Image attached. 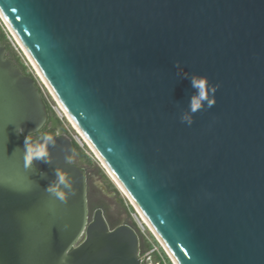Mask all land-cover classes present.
I'll use <instances>...</instances> for the list:
<instances>
[{
  "label": "water",
  "instance_id": "95a60500",
  "mask_svg": "<svg viewBox=\"0 0 264 264\" xmlns=\"http://www.w3.org/2000/svg\"><path fill=\"white\" fill-rule=\"evenodd\" d=\"M0 13L172 264H264V0H0ZM194 77L216 87L195 112ZM47 118L0 40V264H140L133 225L89 216L69 135L26 163Z\"/></svg>",
  "mask_w": 264,
  "mask_h": 264
},
{
  "label": "rangeland",
  "instance_id": "374dc122",
  "mask_svg": "<svg viewBox=\"0 0 264 264\" xmlns=\"http://www.w3.org/2000/svg\"><path fill=\"white\" fill-rule=\"evenodd\" d=\"M0 23L2 24V26L6 29V31L9 33L7 27L5 26V24L3 23V21L0 18ZM10 34V33H9ZM11 36V35H10ZM12 37V36H11ZM18 49L20 50V48L18 47ZM22 57L24 58V60L26 61V64L28 65V67H30V69L32 70V72L34 73V69L31 66V64L29 63V61L27 60V58L25 57L24 53L20 50ZM41 79V78H40ZM46 91V90H45ZM49 95L47 93V91L45 93H43V95ZM52 98H50V104H51V108H52V114L57 116V120L56 118L51 119V121L49 122V126H53L57 132H65L67 135H69L70 137L73 138V134H75L70 122H68L67 117L63 118L60 116V114L57 112V110L54 108V106H58V104H55L53 100H51ZM62 113V111H61ZM56 120V121H55ZM57 122V123H56ZM72 131V132H71ZM76 134L78 135L77 131ZM80 146V144H79ZM81 149H83V151L85 152V154L91 159L92 164H90L86 158H84L83 156L79 155L77 153V158L76 161L81 164L89 173L88 174V189L90 190L91 194H95V196L97 198H101V202H105L106 204L104 205V209H105V215L107 216L108 220L111 223H114L116 219H111L110 217V212H115V213H121V218L120 220L123 221L125 218H129L130 221L132 222L134 219L132 218V215L128 212L127 209V205L126 202L129 203L128 199L125 197V195L122 193V191L118 188V186L115 185L113 179L110 177V175L107 173L106 169L101 165L100 161L97 159V157L91 153L90 154V149L85 150V148H83L84 146H80ZM88 147V146H87ZM91 156H93L94 158H91ZM102 171V172H101ZM99 175V179L98 181L104 182L105 184H107L108 186L106 187L107 191H109L110 193H107L105 190L101 191L102 189H100V186L97 185L94 176L95 175ZM113 183V185H115L116 190L111 188V186L109 185V183ZM108 207H110V209H108ZM117 217V216H115ZM134 223V221L132 222ZM145 235L148 236L147 232H144ZM143 235V234H142ZM149 238V236H148ZM150 239V238H149ZM142 241L145 243V236H142ZM154 253L157 252H153L151 253L152 255H154Z\"/></svg>",
  "mask_w": 264,
  "mask_h": 264
},
{
  "label": "clouds",
  "instance_id": "9594fccd",
  "mask_svg": "<svg viewBox=\"0 0 264 264\" xmlns=\"http://www.w3.org/2000/svg\"><path fill=\"white\" fill-rule=\"evenodd\" d=\"M192 86L199 90V96L197 98H193V102L191 104V110L193 112L197 111L201 107V102L204 100L208 101V106L212 107L215 104L214 93L216 91V87H209L208 81L205 77L192 79ZM209 93H211V98H209ZM189 124H191L190 117H184ZM17 135L23 134V129L21 128L19 131H16ZM53 141V137L51 135H45L40 140L33 142L29 136L25 137V160L26 163L30 164L34 159H42L47 162L48 156V145ZM57 178L59 184H64L66 187H70V185L66 184L64 174L59 170L57 171ZM48 192L54 194L61 201L66 200V195L63 191L59 190V185H49L46 189Z\"/></svg>",
  "mask_w": 264,
  "mask_h": 264
},
{
  "label": "trees",
  "instance_id": "16d2710c",
  "mask_svg": "<svg viewBox=\"0 0 264 264\" xmlns=\"http://www.w3.org/2000/svg\"><path fill=\"white\" fill-rule=\"evenodd\" d=\"M8 35H9V33L6 31V29L0 23V40H1V43L6 48L7 57H9L15 63V65L22 71L23 74L33 76L34 79L36 80L37 85H38L36 76L34 75L32 70L30 69V67H28V65L26 64V61L22 57L20 50L15 49L14 46L11 44V42L8 38ZM39 89H40L41 95L43 97V101L46 105V109H47V112L49 115L48 119L51 120L53 117V118H56V120H57V116L52 114V108H51V104H50V96L45 95V94L43 95V91H44L43 87H41V88L39 87ZM55 132H56V129L54 127L47 128V123H46L44 125V127H42V129H41V137H43L45 135H53ZM71 140H72V144H73V150L75 152H77L79 155L86 158V160L90 164H92L91 159L85 154V152L83 151V149H81L79 144L72 137H71ZM83 148H85V150L88 149L86 145H84ZM91 158H94V157L91 156ZM109 185L111 186V188L116 190V187H115V185H113V183L110 182ZM126 205H127V209H128L129 213L134 211L133 207L129 203L126 202ZM149 236H150V239H149L150 241L146 243L147 249L151 248L152 246L158 247V252L154 253V257L157 260H159L162 264H172L171 261L169 260V258L167 257V255L165 254V252L163 251V249L160 247V245L156 241V239L152 235H149Z\"/></svg>",
  "mask_w": 264,
  "mask_h": 264
},
{
  "label": "flooded vegetation",
  "instance_id": "af4514ba",
  "mask_svg": "<svg viewBox=\"0 0 264 264\" xmlns=\"http://www.w3.org/2000/svg\"><path fill=\"white\" fill-rule=\"evenodd\" d=\"M48 118H49V115H48ZM47 118V121H46V123H47V128H51V127H53V126H49V122L51 121V120H49ZM45 123V124H46ZM44 124V125H45ZM44 125H43V127H44ZM41 129L42 128H40V130H38L37 132H35V133H33V134H31V135H29V137L31 138V140L32 141H36V140H39V139H41L42 137H41ZM54 134H58V135H61V134H66L65 132H55ZM53 134V135H54ZM76 158H77V152H75L74 150L72 151V155H71V159H70V161H71V163H73V164H75V165H77L78 167H80V168H82V169H84V171H85V173H86V190H87V202H88V211H89V216L91 217L92 215H94L97 211H99V210H101L102 212H103V214H104V216H105V218H106V220H107V223L110 225V226H117V225H120V224H123V223H128V224H131V225H133L132 224V222L130 221V219L127 217V218H125L123 221H121L120 220V218H121V213L122 212H118V213H115V212H110V217H111V219H116L115 220V222L114 223H111L109 220H108V218H107V216L105 215V209H104V205L106 204L104 201L103 202H101L102 200H101V198H97L96 196H95V194H91V192H90V190L88 189V172H87V170L81 165V164H79L77 161H76ZM99 177V175H95L94 176V178H95V181H96V183H97V185H99L100 186V189H102L101 191H103V190H105L107 193H110L109 191H107L106 189V187L108 186L107 184H105L104 182H101V181H98V178ZM108 209H110V207H108ZM115 216H117V217H115ZM134 227V226H133ZM140 250H141V252H142V255H141V263L140 264H162L159 260H157L155 257H154V255H152V254H145L144 255V253L148 250L147 249V245H146V243H144L141 239H140Z\"/></svg>",
  "mask_w": 264,
  "mask_h": 264
},
{
  "label": "built area",
  "instance_id": "2783aa9c",
  "mask_svg": "<svg viewBox=\"0 0 264 264\" xmlns=\"http://www.w3.org/2000/svg\"><path fill=\"white\" fill-rule=\"evenodd\" d=\"M1 20H2V19H1ZM3 23H4V22H3ZM11 36H12V35H11ZM11 36H10V34L8 35V38H9L11 44L14 46L15 49H18V46H17L16 43L13 41V38H12ZM34 75H35L36 78H37V82H38L39 87H40V88L43 87V89H44L43 93H45V92L47 91V93L49 94L50 98H52L51 100H53L54 103L56 104L54 98H53V97L51 96V94L48 92V90H47L46 86L44 85V83L42 82V80H41V79L35 74V72H34ZM45 90H46V91H45ZM54 108L57 110V112L60 114L61 117L66 118V116H65L63 113H61V110L58 109L56 105L54 106ZM74 132H75V131H74ZM73 139H74L78 144H80V146H84V145H85V143L82 141V139H81L76 133L73 134ZM86 146H87V145H86ZM87 148H88V147H87ZM88 149H89V148H88ZM91 153H92V152L90 151V154H91ZM133 209H134V211L130 213V214L132 215V218L134 219V220H133L134 223H132V224H133L134 228L136 229L138 235L140 236V239L142 240V236H143V237L145 236V243H147V242L150 241V240H149V238H150L149 235H152L154 238H155V236L153 235V233H152V231L150 230V228H149V226L147 225V223H145V222L143 221V219L140 217V215H139V213L136 211V209H135V208H133ZM133 221H132V222H133ZM144 232H147V233H148L149 238H148L147 235H145ZM142 234H143V235H142ZM156 241H157V240H156ZM160 247H161V246H160ZM153 252H158V247H156V246H152L151 248H149V249L144 253V255H145V254H151V253H153Z\"/></svg>",
  "mask_w": 264,
  "mask_h": 264
},
{
  "label": "bare ground",
  "instance_id": "6f19581e",
  "mask_svg": "<svg viewBox=\"0 0 264 264\" xmlns=\"http://www.w3.org/2000/svg\"><path fill=\"white\" fill-rule=\"evenodd\" d=\"M0 16L2 17V15H1V13H0ZM2 21L6 24V21H5V19L2 17ZM6 26H8L7 24H6ZM8 28V27H7ZM9 31V30H8ZM10 33V32H9ZM10 35H12V38H13V41L16 43V45L20 48H22V50H23V52L27 55V59H29L30 60V63H33V66H34V68L36 69V71L38 72V74L40 75V77L42 78V76H41V73L39 72V70L35 67V65H34V62L32 61V59L30 58V56L27 54V52H26V49L23 47V45L21 44V42L19 41V39L16 37V35L13 33V32H11V34ZM28 60V61H29ZM43 79V78H42ZM43 81H44V79H43ZM45 84H46V81H45ZM47 87V89H49V91L51 92V95L53 96V98L55 99V101H56V104H58V106H57V108L58 109H60L61 111H62V113L67 117V119H68V122H70V124H71V126H72V128L74 129V130H76L77 131V133H78V136L82 139V141L85 143V145H87L88 146V148L91 150V151H93V153H95V156L97 157V159L99 160L100 158H98V156H97V154H96V152L94 151V149H93V147L91 146V144L89 143V141L85 138V136L82 134V132L80 131V129L77 127V125L74 123V121L72 120V118L70 117V115L66 112V110L63 108V106H62V104L60 103V101L57 99V97L54 95V93L52 92V90L49 88V86L47 85L46 86ZM76 131H75V133H76ZM100 161V160H99ZM101 163V165L106 169V171H107V173L110 175V177L113 179V181L116 183V185L118 186V188L122 191V193L126 196L127 194H126V192L124 191V189L121 187V185L117 182V180L115 179V177L112 175V173L108 170V168L105 166V164L104 163H102V162H100ZM133 203V202H132ZM134 205V204H133ZM134 207L137 209L136 211L139 213V215H140V217L143 219V221L145 222V223H147V221H146V219L144 218V216L140 213V211H139V209L134 205ZM147 225L149 226V224L147 223ZM167 253L169 254V256L171 257V255H170V253L167 251ZM171 260L174 262V264H177L176 262H175V260L171 257Z\"/></svg>",
  "mask_w": 264,
  "mask_h": 264
}]
</instances>
